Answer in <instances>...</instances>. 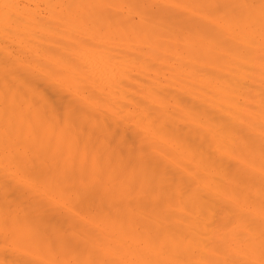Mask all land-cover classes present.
I'll list each match as a JSON object with an SVG mask.
<instances>
[{"label":"bare ground","instance_id":"bare-ground-1","mask_svg":"<svg viewBox=\"0 0 264 264\" xmlns=\"http://www.w3.org/2000/svg\"><path fill=\"white\" fill-rule=\"evenodd\" d=\"M0 264H264V0H0Z\"/></svg>","mask_w":264,"mask_h":264}]
</instances>
